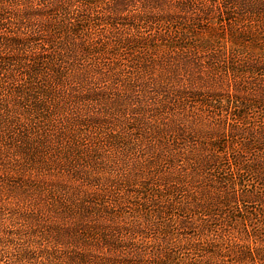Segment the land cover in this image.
<instances>
[{
  "label": "trees",
  "instance_id": "16d2710c",
  "mask_svg": "<svg viewBox=\"0 0 264 264\" xmlns=\"http://www.w3.org/2000/svg\"><path fill=\"white\" fill-rule=\"evenodd\" d=\"M0 264H264V0H0Z\"/></svg>",
  "mask_w": 264,
  "mask_h": 264
},
{
  "label": "rangeland",
  "instance_id": "374dc122",
  "mask_svg": "<svg viewBox=\"0 0 264 264\" xmlns=\"http://www.w3.org/2000/svg\"><path fill=\"white\" fill-rule=\"evenodd\" d=\"M200 60L203 62V60H204L203 57ZM182 72H184L183 73L184 77L180 81V84H179L180 87L191 86V87H194V88H197V89H200V87L201 88L212 87L213 89H217V88H221L222 89L224 87V85L223 86H219L218 84L213 85L214 83L210 82L209 76H207V74H209V73L206 71V69H202L201 73L197 74L196 70H191L190 68L185 67ZM189 79H193V80H195V82L191 83V82L188 81ZM223 80L226 81L225 79H223ZM225 89H226V86H225V88H223V90H225ZM184 102H187V100H185ZM183 108L189 114L187 116V120L190 121L191 120L190 113L193 112L196 107H194L193 105L186 104ZM187 134H189V132H187ZM200 144H201L200 146H203V141H201ZM198 150H199V146L194 148L195 153H197ZM93 172L102 174L101 168H93ZM101 183L102 182L100 181V184ZM2 204L5 206V209H7L8 211L12 212L13 214L15 213V211L10 209V208H12L13 203L8 202V201H2Z\"/></svg>",
  "mask_w": 264,
  "mask_h": 264
}]
</instances>
